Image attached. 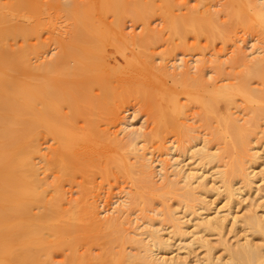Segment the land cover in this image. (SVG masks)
<instances>
[{
  "label": "bare ground",
  "instance_id": "1",
  "mask_svg": "<svg viewBox=\"0 0 264 264\" xmlns=\"http://www.w3.org/2000/svg\"><path fill=\"white\" fill-rule=\"evenodd\" d=\"M245 1L247 5L255 9L254 12L256 14V20L258 22L264 23V14L259 12L256 1L255 0H245ZM64 2L65 3H62L61 0H46V1L0 0V264H55L52 261L53 255L60 251L62 252L66 251V253L61 252L62 254L65 253L63 262L62 263L60 262L61 264H121L122 260H124V258L127 256L124 252V249L120 247L121 245L119 246L118 244L115 243L117 240L120 242L119 244H123L124 242L129 241L132 243V245L134 243L133 245L134 247L136 246V244L139 246L136 247L139 248V252H138L139 254L138 253L137 254L139 255L138 258L140 260V264H190V262H188L184 258H183L184 260H181V258L180 260L175 259L174 256H172L173 253L169 254L171 256H165L166 255L165 252L168 253L169 251H164V250L165 249L168 250L169 247L171 246L173 247V245H175V242H177V240L179 241V243L177 242L178 244L176 243V246L178 245L177 246L178 250L182 246L183 247L188 246L190 243L196 244V242L198 243L197 245L204 247L205 249L204 256L201 259H196V262L194 264H264V244L260 245L259 243L258 244L254 243L252 239H250L247 236L245 237V239L242 240L236 239L234 243H228V241L224 240L225 238L222 240L220 239L222 237L221 234L219 240H221L220 246L223 248L224 255L223 256L218 255L217 257L214 256V252L212 251V247H211L212 245L209 244L210 243L209 239L206 238V235H208L206 232L211 233L214 231L217 232V230L221 231L224 222L227 221L230 217L232 218L231 219V222L233 224L232 226H237L238 224H241V226L252 229L254 232H256V234L260 233L262 238H264L263 210L261 211V214H258V212L254 211V213L247 214L242 217H237L236 215L232 214L230 209L233 207L230 208L231 205L230 206L228 205L227 209L225 208L226 209L225 212V211H220V209L212 208L209 202L205 200V194L207 193L206 191L207 182L205 181L207 180V175H209L210 178L211 176L215 177V179L218 178V180L220 181L218 182L219 184L221 183L222 185L221 187H223L222 189L224 190V193H226L225 196H227L226 198L230 202L236 199L234 198L235 195L242 196V194H244L243 191L247 189L244 190L243 188L252 187V186L254 188L255 179H256L255 177L257 176L255 167L258 158L261 156L259 154L258 155L252 154V152H251L252 154L251 157H249L247 160L244 159L246 160V162H248V165L245 166L243 161L239 160V162L237 163L235 162L234 165H231L232 167L229 170L220 171L222 170L220 169L215 172H212V168H214L215 165L214 166L212 165V168H210L211 170L210 172H208L209 168L208 169L204 168L205 163L203 166V162H205L206 160L208 161L210 160L209 162L213 163L215 161L213 162L211 161L216 159L214 158L216 157V154L214 153L215 156L213 157L214 158L213 159L212 158L213 152L212 154L208 152L207 151L208 148L206 147V145L197 146L196 143L190 145L188 149H186L187 152H190L192 154V156L193 155L195 156L197 154L198 157L196 155L195 158L197 159L200 158V160L202 161L196 163L193 166L192 165L188 166L187 162H185L187 158L185 157V155L182 157L180 156L181 158L179 159H175V156L173 155L174 151L170 152L171 159L173 158V160L170 164L167 163V165L172 167L170 168L172 175L171 174L170 175L173 177L175 176V179L170 181V179L167 177L168 179L165 178V180L167 179L166 181L168 180L170 181L168 183L169 185L168 184L167 185L170 186L171 188L168 187V189L182 190V195L185 199V201H182V203L185 202L184 203L185 207L182 206L181 208L182 209L186 208V209L183 211V214L181 216H178L180 212H178L179 214L178 213L176 214L175 212L172 213L170 210L166 211L165 209L166 213L165 212L162 213L163 212L162 210L161 213L162 215L164 214L163 217H165L166 221L168 222H166L165 223L166 225L164 224L163 226L162 223L164 222H162V220L165 219L162 220L160 219L161 221H159L158 223L159 225L162 224L161 227H165L170 224L172 225V227H174L172 228L174 231L171 230L172 232H170L175 234L174 236V238L176 237L175 239H173L172 237L173 234H171L172 237L171 239H173L174 241H169L170 239L167 240L166 234L160 233L162 235L165 234L163 235L165 236L164 239V237H162L159 234V231L163 232L164 229L160 227L162 229L161 231V229L155 228L154 227V225L156 224L155 222H154L155 224L153 223L154 225L150 223L149 227H146L147 224L142 223L144 224V227L147 228L146 231L141 230L142 231L141 232L139 230L138 231L139 233H137L136 232L137 229L134 226L135 232L137 234L134 231H132L134 232V234L130 232L132 233V235H129L128 233L129 230L127 231L125 230L128 233L127 234L126 232H124V230H122L123 229L122 226L124 225L125 227V225H127L126 222H128L129 220L125 218H127V215H129L130 212L129 214L128 213L126 214V217H122L124 220L119 217L121 221L122 220L124 222L126 221L125 223L121 222L117 216L114 217L110 216L113 217V219H110L109 217V219L104 218V220L102 219L101 216H100L101 218L99 217L100 212H98V210L96 209L97 201L95 199L96 196L95 198H93L94 196L93 193L96 191V187H99L103 181L101 180L102 182L100 183L99 186L98 185L96 186V183L94 185L95 182L94 179H96L94 178V175H100V178H102L105 181L107 178L109 179L111 175H113L114 177H117V175L119 176L128 175V177L132 175V174L130 175V170H131L130 167L132 165L129 167L130 164L128 162L129 160L128 161L126 160L127 157L125 158V156L123 155L124 153L122 154V152L125 150L124 148L133 149L136 147L135 145L137 141H135V138L138 139V136L141 134L139 130L142 129L141 127L140 129L134 127L132 128L131 123L121 121L122 119L121 112L124 111V108L127 107V105L132 100H134L137 102L138 101L142 103L144 102L149 108L153 110L152 114H154V110L156 111V113L154 114L156 115L155 116L156 120L152 119V122L154 121L153 124H155L156 123L155 121H157V127L155 129H154L155 126L153 127L154 130L149 136L156 138L155 140H157V146L159 148L162 147L164 148L163 146L164 142L161 133L164 131L165 128L169 126V124H173V125L175 124L174 122L171 123L172 120H174L172 119L173 116L171 117L172 114L171 112L175 113L176 115H179L178 117L181 116L180 117L181 119H183L184 116L181 115V113L183 114L184 110L181 104L179 103L180 101L179 102L177 101L178 98H172L171 100L172 109L169 112L159 110L154 104V97H153L154 72H153V63H152L153 61L152 59L147 60L149 59L148 58L149 56L146 58L144 62L140 61L139 59L138 61H135L137 56L135 58L132 57L134 58L132 59L134 61L129 60L130 62H127V64L123 63L125 64V67H123V69H121L122 67L120 69H115V68L111 69L112 66H110L111 68L107 67V64L110 65L109 60L107 61V63H103L106 62L105 60L102 61L105 58L101 60L102 58L101 50H103L101 48V42L103 44V40L107 39L106 41L110 40L111 42L114 41V43L117 42L116 45L120 47L121 46L126 47L129 43H133V42H136L135 44L139 43V45H143L145 47L152 46L149 44L150 43L153 44V41L156 39L154 38V35L156 34H150L151 29L150 28H149L150 30L148 29V25H149L148 20L150 16L152 17L154 14L158 12L159 3H164L170 8L174 4V2L172 0H66ZM199 2H201V0ZM262 5L264 7V3ZM52 10L54 11L65 10L68 13H70V15L73 18V23L71 25L73 26L74 24L73 29L71 30V28H69L71 31H70V35L68 34L69 37L67 35L68 38L54 37L55 41L57 42L58 50H59L58 53L56 52L57 54L54 56V58L43 62L41 60V63L37 62L38 64L33 63L32 58L37 56L39 57V54H41L42 51H44V48L47 45V41L42 37V32H45V30L47 31L48 27L46 28V26L47 25L49 26V24L46 23V21L43 18L44 16L42 15L47 16L48 14L49 17L51 16L50 11ZM60 11H58V13ZM204 12L206 11L203 10L199 15L193 14L195 12H192V14L189 15L186 14L184 18L177 20L174 18V14H171V11H169L168 14L162 15L163 16L162 19L165 20L164 22L166 24V27H168L169 29L168 28L167 29L171 32L170 35L176 34L182 37L183 33H185L186 31H190L193 32L194 35H196L195 36L196 38L201 35L210 37L214 34L213 33L214 27L216 30L217 27L212 22L213 15L211 16L212 18L211 20L208 16L204 15ZM232 12L233 10L228 12V14L230 15V13L232 14ZM54 13L57 14V11ZM109 14L112 16V19H107L108 18L107 16ZM210 14L212 13L210 12L209 15ZM66 16L67 15H65V17ZM126 17L130 18L133 21L141 22V25L143 24L145 31H141L142 33L139 36L137 35L136 37L127 36L122 26L123 25L122 22L124 19H126ZM70 20L71 19H69V21ZM237 23L243 24V26L245 27L251 26L250 21L240 18L236 23L234 22L233 24L229 25V28H227V30L220 31L221 32L220 38L222 39L223 43L232 39L231 32L233 31ZM216 25L218 26V24ZM260 31L263 35L264 27L261 26ZM218 34L219 33L217 32V35ZM51 36L52 34L49 36V38ZM184 36L186 37V34ZM52 40L54 43L55 42L54 39ZM51 43L50 45H52ZM106 43L108 44V42ZM112 44L113 43H111V45ZM104 45L105 44H103V47L106 46ZM129 45L132 46L131 44ZM118 48L119 47H116L117 50H119ZM121 50H119L118 52H120ZM124 50L126 49L124 48L122 52H120V54L123 53L124 55L125 54ZM126 51H128V49ZM106 54H108V52L105 53V55ZM145 57L146 54L144 56V59ZM106 58H108L107 55ZM39 59L37 58V60ZM70 60H74L75 62L73 63L75 64L74 66L71 65L72 67H70L69 65ZM256 60H258V62L260 61L259 59H257V57ZM257 64L258 63L255 61V65ZM120 65H118V67ZM255 72H257L256 74L259 75L264 80V66L257 67ZM188 81L190 80L188 79ZM194 84L195 83H193V85ZM197 84L199 83L197 82ZM240 86L236 88V92L237 93L240 92L239 94L243 93L245 90L243 87ZM212 89L210 91H212ZM217 89L218 90L215 93L208 95L207 98H203L201 96L198 97L197 95L190 94L191 101L195 102L197 105L198 104L200 105L201 109L205 112L204 117H206L207 115L206 111H213V112L216 111V114H218V111L220 110L219 111L220 118H218V121L220 122L218 123H222L221 124L223 126L222 128H224V125L226 124L225 129L229 130L234 128L233 125L231 126V123L225 122V120H223L224 123L221 122L222 117H225L224 119H226V121L227 120L229 121L230 119V116L227 113L229 112V110L226 111L228 109L227 107H229L227 106L228 100L226 101L227 105L225 103L226 109L225 108L222 109L221 108L222 100L219 99V96L220 95L224 96L226 91L225 93H222L223 90H220V88ZM219 90L220 92H218ZM229 95L231 96V94ZM192 96H194L193 99ZM144 103L142 104L143 106ZM149 108L146 107L145 109H149ZM148 112L150 113V111ZM255 112L256 111H254V113ZM209 118L211 117L209 116ZM179 119L177 118V120ZM80 120L82 121V123L78 124ZM177 120L174 121H176L177 123ZM232 120L230 121L232 122ZM179 122L182 121L179 120ZM119 123L120 124L123 123L122 124L123 129H121V131L124 130L125 134L129 135L127 140L123 138L125 141L118 139V137H116L115 135H117L118 133L120 134V132L118 131L114 132L113 129L115 128L111 127V126L116 127ZM233 123H235V121ZM175 125H176L175 126L176 133L177 131L180 132V129H184L186 127L185 126L181 128L180 125L178 127V123ZM187 127L185 128V132L183 134L184 136L191 133L190 132L191 130L189 131V128ZM116 128H117L116 130L120 129L119 127ZM186 129H188L189 133H187ZM237 129L238 132L239 131L241 132L243 127L241 128L240 126V128ZM164 133H166V130L164 131ZM226 133L228 132L226 131ZM221 134L222 133L218 134V136ZM126 135L124 136L125 138ZM143 135L142 137L144 138ZM236 135L237 134H235V136ZM248 135L250 136V134ZM46 136H49L54 143L53 144L50 143L51 145H48V150L44 151L43 150L44 147L42 148L41 142L42 140H44V138H46ZM214 136L217 137V134L216 135L214 134ZM238 136L240 137V134H238ZM49 137L46 139L49 140ZM188 137L186 136L185 139L187 140ZM219 137L221 140V136ZM229 137L230 136L228 135V138ZM242 137L241 140H243ZM246 137L249 138L247 135ZM226 139L227 138H225V140ZM236 139L235 141H238ZM238 142L236 143L238 144ZM46 143L47 141L45 142V144ZM244 143L245 141L243 142V144ZM178 144L175 148L178 147ZM238 145L240 146V144ZM168 149L170 150V147H168ZM173 150H175L174 147ZM244 150L248 151L249 149L248 150L243 149V151ZM178 151H180V149H178ZM131 152H133V150ZM182 153L179 154L183 155L184 153L183 154ZM136 155H140V153ZM152 155L149 156L151 157ZM243 156H246V154L244 153ZM222 157L224 156L222 155ZM38 158L44 162V165L40 166L41 168H43L42 170L49 171L53 175L50 181H48L47 178L43 179L39 177V173H40L39 170L41 169L37 164L38 162L36 163L35 161V160L38 161ZM197 159L196 161L199 160ZM150 161L148 162L150 163ZM162 161L165 162V159ZM216 161H218V158L216 159ZM145 162L146 161L142 163L144 167L143 173L148 174L150 177L151 168L149 167L153 168L154 166H150L148 162L146 163ZM164 162H161L160 160V164L158 163L159 164L158 166L162 164L164 166L161 165L160 168H163L164 170H168L169 166L165 165ZM137 163H141V162H137ZM206 165H208V162ZM226 167L225 169H227ZM166 173L167 171H165V174H163L162 177L167 175L170 176L168 174L169 172L167 173V175ZM234 176L236 179H238L239 176L240 178L239 180H241L239 181V183L240 182L243 183L242 186L240 188L238 187L237 190L234 189L232 184V181H235L234 179L232 180ZM133 177L136 178L135 176ZM143 179L147 180V178H143ZM165 180L162 179V182ZM148 181L152 182L151 180ZM150 182L147 183L150 184ZM65 183H69L70 185L76 184L79 186V188H81L82 191L79 194L80 195L79 199L78 200L76 199V202L72 206L70 207L68 206L69 208L67 210L64 209L65 206L63 205V200H64L63 186L65 185ZM147 183L145 185H147ZM141 184L143 186L144 182ZM137 185L138 184H136V186ZM144 187L145 186L141 187L140 185V188H144ZM148 187L149 185L147 186V188ZM166 191H169L170 193L173 190L166 189ZM166 191H160V194H157V196H161L162 194H165L163 192ZM175 192L174 194H177ZM154 193L155 191H153L152 194L154 195ZM169 193L168 194L166 193V195H168L166 197L170 198ZM133 194L135 195V193ZM179 194L180 193H178L177 195ZM149 196L151 197V195ZM162 196L160 199L164 198L165 201L166 200L165 196L164 197ZM135 199L136 198L134 197L131 198L132 201ZM156 199L159 200V198ZM139 200H138V204L142 202V200H140V202ZM94 201H96V203H94ZM145 201L149 202V199ZM147 202L145 203L148 204ZM176 202H179V199ZM69 203L70 201L68 202V204ZM142 203L141 205L140 204L139 205L142 206ZM145 203L143 204V206L144 205L146 206ZM179 204L181 205V203ZM137 205L135 206L139 208V206ZM166 205H164V207ZM180 205H179V209H180ZM197 205L198 208L196 207ZM168 206L170 205L168 204ZM132 207L127 208L126 210H130ZM141 209L143 211L144 207H141ZM198 209L202 211H199ZM124 214L125 213H123V215ZM143 218L145 219L144 216ZM149 218L150 220H152L151 217ZM120 222L123 225H121ZM160 222L162 223L160 224ZM131 223L132 222H130V224ZM171 225L169 226L170 228ZM107 227L108 228L113 227V229H118V232L117 230L114 233H112V231L109 233L108 231V233H104V235L100 236L99 231L102 228L104 229L106 228L108 230ZM190 227H192V229ZM134 228L132 226L131 229ZM124 229H127V227ZM204 232L206 235L204 234ZM144 233L146 234L145 237L144 235L141 237V235ZM260 235L259 237H261ZM101 239L104 240L101 241ZM100 242L102 243L104 242L106 248L105 249L101 248V252L102 250H104L105 252L103 251L102 253H100L97 258H92L91 256L93 254H91L90 256L89 255L90 252L88 254V250L90 247L99 244ZM180 242L181 243L185 242V243L181 245ZM112 243L118 245L115 246L119 247L120 250H118L115 253L111 251L113 249H111L110 246L114 248V245H111ZM81 247L83 248L82 252L79 251ZM134 247H132L133 250H136L137 248L135 247L134 249ZM156 248L158 249L159 253L156 251L157 250ZM129 252L131 251L129 250ZM129 252L127 253L129 254ZM132 254L133 253H131V255ZM130 259L131 257H129V260ZM135 259H137L136 255H135ZM192 263L193 262H191V264Z\"/></svg>",
  "mask_w": 264,
  "mask_h": 264
},
{
  "label": "rangeland",
  "instance_id": "2",
  "mask_svg": "<svg viewBox=\"0 0 264 264\" xmlns=\"http://www.w3.org/2000/svg\"><path fill=\"white\" fill-rule=\"evenodd\" d=\"M42 1H46V0H42ZM61 1H62V3H65L64 1H66V0H61ZM172 1L174 2V4L170 8L164 3H159L158 12L156 14H154L152 17L150 16V18L148 20V24H149L148 25V29L150 28L151 31L153 32L152 33L150 31V34H156V35H154V38H156V39L155 40L153 39L154 40L153 44H151V43L149 44V45H152V46L145 47L143 45H139V43L135 44L136 42H133V43H129L132 46H130L128 44L126 47L125 46L124 47L123 46L120 47V46L116 45L117 42L114 43V41H112V42L110 40L106 41L107 39H105V40H103V44L106 45V46L104 45L105 47H103V44L101 42V48L103 49V50H101V52H102L101 53L102 54L101 55L102 56L101 60L103 58H105L102 61L105 60L106 62H103V63H107V61L109 60L110 65L107 64V67L111 68L110 66H112L111 69H114V68L115 69H120L121 67H122L121 69H123V67H125V64H127V62L134 61L132 59H134L136 56H137V58L135 59V61H138V59H139L142 62H144L146 60V58L149 56L148 57L149 59H147V60H151L152 59V61H153L152 63H153V72H154V76H153L154 104L156 105V107L159 110L169 112L172 109L171 108L172 107V103H171L172 98H178V100L177 99L176 100L178 102L180 101L179 103L181 104V106L183 107V110H184L183 114L181 113V115H184L183 119L180 118L181 116L178 117L179 115H176L173 112H171L172 113L171 117L173 116L172 119H174V120H177V118L178 119L180 118L179 120L182 121V122H179V120H177L178 127H179V125H180L181 128L185 127V126L186 127L188 126L187 128H189V131L191 130L190 131L191 133H189L188 129H186L187 133H189V134L186 133L187 137L189 135V137L186 140L185 139L186 136L183 135L184 132H185V128L186 127L184 129H180V132L177 131V129H176V131H177V133H176L175 132V126H176L175 124H177V123H176V121L172 120L171 123L174 122L175 124L174 125L173 124H169V126L164 129V131L166 130V133H164V131L161 133V136L163 138V142L165 143V144L163 143L164 148L163 147L159 148L157 146V140H155L156 138H153V137L149 136L152 133V131L157 127V121H155L156 122L155 124H153L154 121L152 122V119L156 120V117H155L156 115H154L156 113V111L154 110V114H152L153 110L151 108H149L144 102H143L144 103V106H143L142 102H139V101L137 102V101L132 100L131 101L132 103L130 102L127 105L128 108L125 107L126 109L124 108V111L122 110L123 112H121V115H122L121 116V118H122L121 121L131 123L132 124L131 125L132 128L134 127V128H139L140 129V127H141V129H142V130H139L141 132V134L138 136L139 142H138V139L135 138V141H137L135 146L138 149L136 147L133 148V149L132 148H129V149L128 148L127 149L124 148L125 150L122 152V154L124 153L123 155L125 156V158L127 157L126 160L127 161L129 160L128 162L130 164L127 162L129 164V167L132 165L130 167V169H131L130 170V175L131 174L132 175L129 176V177H128V175H124V176L123 175L122 176L121 175L120 176L117 175V177H114L113 175H111L109 177V179L108 178L106 179V181L103 180L102 178H100V175H94V178H96V179H94V181H95L94 185L96 183V186L97 185L99 186L100 183L102 181L103 182L101 183V185L99 187H96V191H95L96 193L95 192H94L95 194L93 193V195H94L93 198H95V196H96L95 199L97 201V203H96V201H94V203H96L98 205L97 206L95 204L96 205V209L98 210V212H100L99 213V217L101 216L103 220H104V218L105 219L106 218L109 219L110 216H113V217L117 216L118 219H120L122 217H126V214L127 213L129 214V212H130V214L127 215V218H125V219L129 220V221L127 220L128 222L125 221L126 224H127V225H125V227H124L123 224H121V222L125 223L123 221L124 219L122 218L123 219L122 221L120 219V221H121L120 224L123 225L122 226L123 227L122 230H124V232L129 230V232H128L129 235H132V233L134 234V232H135L134 226L137 229L136 230L137 233H139L138 232L139 230L140 231L141 230L146 231V229H147L146 227H149L150 223L153 224L155 222L156 224L155 223H154L155 225L153 224L155 228L164 229L163 232L159 231V234L160 233H165L166 234V239L167 240L170 239L169 241H174L173 239L176 238V237L174 238V236H175L174 233H170V232L174 231L172 229L174 227H172L171 224H170L171 228L169 227L170 225H167L165 227H161L162 224L164 226V224L166 222H168V221H166L165 217H163L164 214L162 215V213H164V212L166 213V211L170 210L172 213L175 212L176 214L178 212H180V214L178 213L179 214L178 216H181L183 214V211L186 208H184L185 207L184 206L185 202L182 203V201H185V199H184V197L182 195V190H180V189H176V190L175 189H168V187H170V186H168L169 185L168 183L170 181L174 180L175 176L174 177L171 176L172 174H171V171H170L171 169L170 168H172V167L167 165V163L170 164L172 162V160H173V158L171 159V155H170L171 151H174V153L173 152L172 153L175 156V159H179V158H181L182 156L185 155V157H187L185 162H187L188 166H191V165L193 166L196 163L202 162L200 160V158H198L200 161L197 158H195L197 154L195 156L193 155L194 156L193 157L190 152H187L186 149H188V147L190 145H192V144H196L197 143V146L206 145V147L208 148L207 151L210 152L211 154L213 152L212 158L216 154V157H214V158H216V159L218 158V161H216V159L213 158L214 160L211 161V162L215 161L213 163H210L209 162L210 160L209 161L206 160L208 162V165H206L207 164L206 161L203 162V166H204V163H205L204 168L205 169L209 168L208 172L211 171L210 168H212V165L213 166L215 165L216 167L219 166L218 168H216L214 166V168H212V172H215V171L220 170V169H222L220 171L229 170L232 167L231 165H234L235 162L236 163L239 162V160L243 161L244 165L246 166V165H248V162H246V160L249 157H251L252 154H257V155L259 154L261 157L258 158L257 163H256V167H255V171L257 172V176L255 177L256 179H255L254 188H253V186L252 187H245V188L242 187L244 190L247 189V190L243 191L244 194H242V196L235 195L234 198H236V199H234V201L230 202L226 198L227 197V196H225L226 193H224V190L222 189L223 187H221L222 186L221 183L219 184L220 181L218 180V178L215 179V177H213V176H211V178H210V176L207 175V180L208 181L207 180L205 181V182H207L206 183V189H207L206 191H207V193L205 191V193L207 195L205 193L204 194H205V200H207V202H209V204H210V206L212 208L220 209V211H225L227 209L228 205L229 206L231 205L230 208L231 207H233V208H231L230 210H231L232 214L236 215L237 217H242V216H245L247 214L254 213V211L258 212V214H261V211L262 210L264 211V204H263L264 203V164H263L264 163V80L259 75L256 74L257 72H255L257 67L264 66V60H263L264 59V41H263L264 40V38H263L264 37V31H263V35H262L261 31H260L261 26L264 27L263 26L264 23L263 22H258L256 20V14L254 12L255 9H253V7L247 5L245 0H201V2H199L200 0H172ZM255 1H256L257 5H258L257 7L259 9V12L264 14L263 13L264 12V9H263L264 7L262 5L264 3V0H255ZM203 10L206 11V12H204L205 16H208L211 20L213 18L212 22L217 27V30H219V31H217L215 29V27H214V30H213V33H214L213 35L214 36L213 35H212L213 37L210 36L211 38L210 37H206L204 35L198 36L196 38L195 37L196 35H194V33L190 32V31H186L187 33L186 32L183 33L182 37L179 36V35H176V34L175 35H173V34L170 35L171 32L168 30L169 28L166 27V24L164 22L165 20L162 19V17H163L162 15L168 14L169 11H171V14H174V18L175 19L179 20L181 18H184V16H186V14H188V15L192 14V12H195L193 14H198L199 15ZM231 10H233V12H232V14L230 13V15H229L228 12H230ZM52 11H50V15L51 16H49V17H48V14H47V16L46 15H42V16H44L43 18L46 21V23L49 24V26L51 24L52 25L50 26L51 28L47 25L46 26V28L48 27L47 31L45 30V32H42V37H43V39H45L47 41V45L44 48V51H42V53L44 52L43 54L41 53L42 55L39 54V57L37 56V57H33L32 58V62L33 63H37V62L41 63V60L43 62V61H47L49 59L54 58V56L59 51L57 42L55 41L54 37H56V38H58V37L68 38L69 35H70V31L73 29L74 24H73V26H71L72 23H73V18L70 15V13H68L65 10L64 11H60V10H55L54 11V10H52ZM56 11H57V14L54 13ZM58 11H60V12L58 13ZM65 12H67V13H65ZM210 12L212 14L209 15ZM65 15H67V16L65 17ZM212 15H213V17L211 18ZM107 17H108L107 19H112V16L110 14ZM240 18H243L245 20L250 21L251 26L245 27V26H243V24L237 23L236 26L234 27L233 31L231 32L232 39L223 43L222 39L220 38V33H221L220 31L221 30L222 31L223 30H227V28H229V25L233 24L234 22L236 23ZM69 19H71V20L69 21ZM124 20L122 22V24H123L122 26H123L124 32L127 34V36L136 37L137 35L139 36L142 33L141 31H145L143 24L141 25V22L133 21V20H131L128 17H126V19H124ZM216 24H218V26ZM69 28H71V30ZM50 29H51V31H50ZM257 29H259V30H257ZM217 32L219 33L218 34L219 36L217 35ZM51 34H52V36L49 38V36ZM185 34H186V37L184 36ZM67 35H68V37H67ZM131 35H133V36H131ZM217 36H218V38H217ZM179 37H180V39H179ZM52 39H54V41H55L54 43H53ZM106 42H108L109 45ZM182 42H184L185 44L182 43ZM50 43L52 45H50ZM111 43H113V44L111 45ZM116 47H119L118 48L119 50H121V49L123 50L124 48L126 50L128 49V51L124 50L125 51L124 52L125 53L124 54L125 57H124L123 53L120 54V52H122V50L120 52H118L119 50H117ZM150 47H152V48H150ZM137 50H139V51H137ZM103 52H104V55H103ZM107 52H108V54H106V55H107L108 58H106V55H105V53H107ZM111 54H113V55H111ZM145 54H146V57L144 59ZM261 54H262V56H261ZM128 55H130V56H128ZM164 56H166V57H164ZM255 56L257 57V59L260 60L259 61L260 64H259L258 60H256ZM132 57H134V58H132ZM37 58L38 59L40 58V59L37 60ZM260 58H262V59H260ZM153 59H155V60H153ZM255 61L259 65L258 64L255 65ZM73 63H75L74 60H70L69 61L70 67H72L71 65H73V66L75 65ZM123 63H125V64H123ZM252 63H254V64H252ZM118 65H120V66L118 67ZM180 65H182V66H180ZM200 65H201V67H200ZM160 66H162V67H160ZM188 67H190V68H188ZM197 67L198 68L200 67V68L198 69ZM161 68H162V70H161ZM179 69H181V70H179ZM200 69H201V71H200ZM166 72H167V74H166ZM194 72H196V73H194ZM188 79L190 81H188ZM197 82L199 84H197ZM193 83H195V84L193 85ZM236 85H238V86H236ZM240 85H242V86H240ZM200 86H201V88H200ZM239 86L243 87L245 89L244 92L241 93V94H239L240 93L239 91H238L239 93L236 92V88L239 87ZM186 87H188V88H186ZM189 87H191V88H189ZM194 87H196V88H194ZM217 88H220V90H223L222 93H225V91H226L225 95L223 94L224 96H222V95L219 96V99L222 100V102H221L222 103L221 104V108L222 109H224V108L226 109L225 103L227 105L226 101L228 100V105L227 106H229L230 108L227 107L228 109L226 111L229 110V112H227V113L229 114L230 119L228 118L229 121L228 120L226 121V119H224L225 117H222V121L221 122H223V120H225V122L231 123V126L233 125L234 128L229 129V130L225 129V125L226 124L224 125V128H222L223 127L221 125L222 123H218V122H220V121H218V118H220V115H219V111L220 110L218 111V114H216V111H214V112L213 111H206L207 115H206V117H204L205 116V112L201 109L200 105L199 104L197 105L195 102L191 101L190 94L197 95L198 97L201 96L203 98H207L208 95H211L212 93H215L218 90ZM211 89H212V91H210ZM204 90L206 92H208V93H206ZM220 90L218 92H220ZM227 91L230 92V93H228ZM229 94H231V96ZM221 96L223 97L224 100L222 99ZM193 98H194V96H192V99ZM226 98H228V99H226ZM247 99H250V100H247ZM230 102H231V104H230ZM233 102H234V104H233ZM262 106H263V108H262ZM146 107L149 108V109H145ZM247 108H249V109H247ZM148 111H150L151 114ZM254 111H256V112L254 113ZM203 112H204V115H203ZM258 112H259V114H258ZM256 113H257V115H256ZM208 114H210V115H208ZM185 115H187V116H185ZM209 116L211 118H209ZM152 117H155V118H152ZM212 117H213V119H212ZM203 119H205V120L208 119V120L205 121ZM232 119L235 121L236 124L233 123L234 121ZM230 120H232V122ZM253 122H254V124H253ZM81 123H82V121L80 120L78 124H81ZM229 123H227V124H229ZM237 123H238V126H237ZM122 124L123 123H121V124L119 123L117 126L116 125L115 126L120 128V127L123 126ZM119 125H121V126H119ZM240 126H241V128L243 127V129H242L241 132L240 131L238 132L237 128H240ZM111 127L115 128V129L112 128L114 130V132H117V131L120 132V134L119 133L118 134L115 133V134H117L115 136L118 137V139H121L123 141L128 139L129 135H126L124 130L121 131V129H123V127L118 129V130H116L117 128L114 127V126H111ZM111 127H110V130H111ZM153 127H154V129H153ZM172 128H173V130H172ZM251 128L252 129L256 128V129L252 130ZM216 129L218 131L220 130L219 132L223 134V135L222 134L219 135V136H221V140H220V137L218 136V134H220V133ZM213 130H214V132H213ZM222 130H223V132H222ZM226 131L228 133H226ZM232 131H233V133H232ZM229 132H231V133H229ZM224 133H225V135H224ZM247 133L250 134V136ZM214 134L215 135L217 134V137L214 136ZM235 134H237V135L235 136ZM238 134H240V137L238 136ZM125 135H126V138L124 137ZM142 135L144 136V138L142 137ZM228 135L230 136L229 138H228ZM246 135L249 138H247ZM231 136H232V138H231ZM48 137L49 136H46V138H48ZM164 137H165V139H164ZM212 137H214V138H212ZM215 137H216V139H215ZM235 137L239 138V139H236ZM241 137H242L243 140H241ZM46 138H44V140H42V142H41V146H42V148L44 147L43 148L44 151L48 150V145H51L50 143H52V144L54 143L53 140L50 139V137H49V140H47ZM222 138H224V139H222ZM225 138H227L226 139L227 141L225 140ZM233 138H235L239 142L235 141V139H233ZM148 140H150V141H148ZM153 140H154V142H153ZM199 140H201V141H199ZM209 140H211V141H209ZM46 141H47V143L45 144ZM244 141H245V143L246 142L247 143L243 144ZM236 142H238V144H240V146ZM177 144H178V147L175 148L177 146ZM45 145H46V147H45ZM236 146L238 147V149H237ZM242 146H243V148H242ZM244 146H245V148H244ZM168 147H170V150L168 149ZM173 147H174L175 150H173ZM142 148H144V149H142ZM241 148H242V150H241ZM252 148H254V149H252ZM159 149H160V151H159ZM176 149H177V151H176ZM178 149H180L181 152L178 151ZM243 149H247V150L249 149V150L248 151L244 150L245 151L244 152ZM132 150H133V152H131ZM135 150L138 151V152H136ZM255 150H256V153H255ZM235 151H237V152H235ZM238 151H241V152H238ZM134 152L136 154L140 153L141 156L140 155H136ZM144 152H145V154H144ZM163 152H165V153H163ZM251 152H252V154H251ZM179 153L180 154L182 153L183 155H180ZM238 153H239V155H238ZM244 153L246 154V156H243ZM134 155H136V156H134ZM145 155H146V157H145ZM149 155H152V156L150 157ZM222 155L224 157H222ZM236 155H237V157H236ZM137 156H138V158H137ZM238 156H239V158H238ZM134 157H135V159H134ZM197 157H198V155H197ZM148 158L150 160H152V161H150ZM163 158L165 159V162L162 161V160H164ZM232 158H233V160H232ZM196 159L198 161H196ZM244 159H246V160H244ZM160 160H161V162H164L165 165L169 166L168 170H164L163 168H160V166L162 164L160 166H158L160 164ZM231 160H232V162H231ZM35 161H36V163L38 162L37 164H38L39 167L44 165V162L41 159H39V158H38V161L37 160H35ZM144 161H146V162L150 161V163L148 162L149 165L150 166H154L153 168L149 167V168H151V170H150V172H151L150 173V177L151 178L149 177L148 174L143 173L144 172L143 171L144 167H143L142 163ZM137 162H141V163H137ZM137 165H139V166H137ZM162 166H164V165H162ZM226 166H229V167H226ZM138 167H141L142 169L138 168ZM220 167H222V168H220ZM225 167L227 169H225ZM40 169L41 170H39L40 171L39 177L43 178V179L47 178V180L50 181L52 179L53 175L49 171H43L42 170L43 168H41V167H40ZM161 169L164 171V173H163V171ZM140 170H141V172H140ZM153 170H154V172H153ZM165 171H167V173L169 172L168 174L169 175L171 174L170 175L171 177L168 176L167 173H166L167 176L162 177L163 174H165ZM161 173H163V174H161ZM133 176H135L136 178H134ZM167 177L170 179V181L169 180L166 181L168 179ZM143 178H147V180L143 179ZM165 178H167V179L165 180ZM162 179L165 180V181L162 182ZM213 179H215V180H213ZM233 179L235 181H232ZM239 179H240L239 176H238V179H236L235 176H234L232 178V180H231L232 184H233V187L236 190L238 189V187L240 188L242 186V184H243L241 182L239 183V181H241ZM148 180H151L152 182H150ZM237 180H238V182H237ZM133 182H134V184L136 183L138 185L136 186V184H135V186H134ZM143 182H144L143 186H145V187L144 188H140V185H141V187H143L142 184H141ZM147 182H150V184L147 183ZM139 183H140V185H139ZM146 183H147V185H145ZM165 184L166 185L168 184V185L166 186ZM69 185H70L69 183H65V185L63 186L64 200L67 202L66 203L63 200V205L65 206L64 209H66V210L76 202V199L77 200L79 199V196H80L79 194L82 192L81 188H79L78 185H76V184H73L74 186L73 185L69 186ZM148 185H149V187L147 188ZM217 186H218V188H217ZM219 186H220V188H219ZM153 188H155V189H153ZM159 188H161V189H159ZM79 189H80V191H79ZM166 189L167 190H173V191L169 193V191H166ZM152 190L155 191L156 194L154 193V195H153L152 194L153 193ZM159 190L160 191H166V192H163V193H165V194H162L163 196L161 195L162 197L165 196V199H166L165 201H164V198L160 199L161 196H157V194H160ZM137 191H139V192H137ZM175 191H178V192H175ZM174 192L177 193V194L178 193H180V194L177 195V194H174ZM218 192H219V194H218ZM133 193H135V195ZM143 193H145V194H143ZM166 193L167 194L169 193L170 198L166 197V196H168V195H166ZM136 194L140 195V196H137ZM144 195H146L147 197L144 196ZM149 195H151V197ZM130 196H132V197H134L136 199L132 201L131 200L132 197H130ZM142 197H143L144 200L142 199ZM148 197H150L151 199L148 198ZM180 197H181V199H180ZM137 198L142 200V202H143V203L141 202L142 206H140L141 203H139L140 205L138 204V200L139 199H137ZM147 198L149 199V202L145 201V200H148ZM156 198H159V200L156 199ZM176 198H177V200H176ZM178 199H179V202H176V201H178ZM136 200H137V202H136ZM140 200H139V202H140ZM161 200H162V202H161ZM69 201H70V203L68 204ZM71 201H72V203H71ZM134 201H135V203H134ZM132 202H133V204H132ZM145 202H147L148 204H146ZM144 203L146 204V206L145 205L143 206ZM163 203H165V204H163ZM166 203H167V205H166ZM177 203L178 204L181 203V205L179 204L180 205V209H179V205ZM168 204L170 206H168ZM135 205L139 206L140 209L137 208ZM164 205H166V206L164 207ZM129 206L132 207V208L130 210H126L127 208H130ZM167 206H168V208H167ZM182 206H184L183 207L184 209L181 208ZM260 206H262V207H260ZM124 207H126V208H124ZM141 207H144L143 211H142ZM196 207L198 208V205ZM165 209H166V211H165ZM181 209H182V212H181ZM162 210H163V212H162ZM198 210L202 211L200 209H198ZM123 213H125L124 214L125 216L123 215ZM120 214H122V215H120ZM137 215H138V218H137ZM143 216L145 217V219L143 218ZM175 216H177V215H175ZM113 217H110V219H113ZM117 217H115V218H117ZM149 217H151L152 220H150ZM160 219L161 220L165 219V220H162V222H164V223L160 222V224L162 223L161 225H159V223H158L159 221H161ZM231 219L232 218L230 217L227 221H225L226 223L224 222V225H223V228L221 229V231L217 230V232L214 231V232H211V233L210 232H206L208 235H206L205 232H204V234L206 235V238L209 239V242H210L209 244L212 245L211 247H212V251L214 252V256L215 257H217L218 255L219 256H221V255L223 256L224 255L223 248L220 246L221 245L220 242L224 238H225L224 240L228 241V243H234V241L236 239H241L242 240V239H245V237L247 236L250 239H252V241L254 243H257V244L259 243L260 245L264 244V241H263L264 238H262L260 233L256 234V232H254L252 229H249L247 227L241 226V224H238L237 226H232L233 224L231 222ZM153 220H155V221H153ZM130 222H132V223L130 224ZM142 223L147 224L146 227H144V224H142ZM188 223H190V222H188ZM132 226H133L134 229H131ZM126 227H127V229H124ZM117 228H119V227H117ZM129 228L131 229V231H130ZM168 228H169L170 231L168 230ZM190 228L192 229V227H190ZM105 229L102 228L99 231L100 236L104 235V233H108V231H109V233L111 231H112V233H114V232H116V230L118 232V229H113V227L112 228H108V230L106 229L107 231ZM162 229H161V231H162ZM132 231H134V232H132ZM130 232H132V233H130ZM165 234H163V235H165ZM171 234H173L172 235L173 239H171L172 238ZM221 234H222V237H221ZM143 235L145 237L146 234L145 233L142 234L141 237ZM160 235L162 237H164V239H165V236H163L162 234H160ZM243 235H245V236H243ZM259 235L261 237H259ZM137 236H140V235H137ZM219 238L221 240H219ZM103 240L104 239H101V241H103ZM177 242L179 243L178 240H177ZM177 242H175V245H173V247L171 246L172 248L169 247V249L172 252L169 249L168 250L167 249H165V250L163 249L164 251H169L168 253L165 252V254H166L165 256H171L169 254L173 253L172 256H174L175 259H177V260H180V258H181V260L185 259L188 262H190V264H191V262H193L192 264H194L196 262V259H201L204 256V254H205L204 247L197 245L198 244L197 242H196V244L190 243L188 246H185V247L182 246L179 250L177 248L178 245L176 246ZM115 243L118 244L119 246L121 245L120 247L124 249V252H125V254L127 256V257L124 258V260H122V263L125 261L123 264H140V260L138 258L139 257V255H138L139 254L138 253L139 252V248H137L139 246L137 244H136L137 247L136 246L135 247L138 250L137 249L133 250L132 247H134L133 246L134 243L132 245V243L129 242V241L128 242L127 241L124 242L123 243L124 245L123 244H119L120 242L118 240ZM115 243L111 244V245H114V248L112 246H110V248L113 249L111 251H113L114 253L117 252L118 250H120L119 247H116L118 245H116ZM183 243H185V242H182V243L180 242L181 245H183ZM104 246H105L104 242L103 243L100 242L99 244L93 245L92 247L89 248L88 254L90 252V254H89L90 256H91V254H93L91 256L92 258H97L99 256V254L104 251V250H102V252H101V248L102 249L106 248V246L105 247ZM124 246H126V247H124ZM135 247H134V249H135ZM153 249H155V248H153ZM82 250H83V248L81 247L79 249V251L82 252ZM129 250L131 252H129ZM156 251L158 252V249ZM61 252L62 251L58 252L59 255H58V253H55L53 255L52 261L55 264L56 263L57 264H61L63 262V259L65 257L64 254L66 253V251H63V252H65L64 254H62L63 252L62 253ZM127 252H129L130 255ZM160 252H161V250H160ZM131 253H133V254L131 255ZM135 255H136V258L138 259V261H137V259H135ZM128 256L131 257L130 260H129ZM190 256L192 257V259H191ZM194 257H195V259H194ZM134 260H136V261H134ZM193 260H195V261H193ZM132 262H134V263H132Z\"/></svg>",
  "mask_w": 264,
  "mask_h": 264
}]
</instances>
